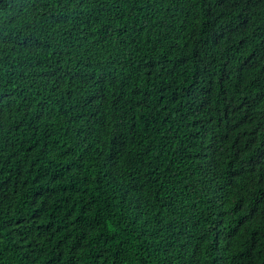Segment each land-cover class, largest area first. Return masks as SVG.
Returning <instances> with one entry per match:
<instances>
[{
	"label": "trees",
	"instance_id": "16d2710c",
	"mask_svg": "<svg viewBox=\"0 0 264 264\" xmlns=\"http://www.w3.org/2000/svg\"><path fill=\"white\" fill-rule=\"evenodd\" d=\"M0 264H264V0H0Z\"/></svg>",
	"mask_w": 264,
	"mask_h": 264
}]
</instances>
